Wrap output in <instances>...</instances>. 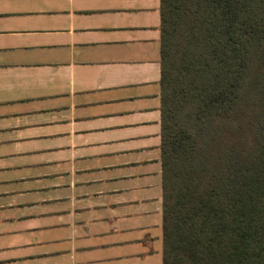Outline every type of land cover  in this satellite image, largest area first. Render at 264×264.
<instances>
[{
	"label": "crops",
	"instance_id": "1",
	"mask_svg": "<svg viewBox=\"0 0 264 264\" xmlns=\"http://www.w3.org/2000/svg\"><path fill=\"white\" fill-rule=\"evenodd\" d=\"M161 0H0V264H163Z\"/></svg>",
	"mask_w": 264,
	"mask_h": 264
},
{
	"label": "trees",
	"instance_id": "2",
	"mask_svg": "<svg viewBox=\"0 0 264 264\" xmlns=\"http://www.w3.org/2000/svg\"><path fill=\"white\" fill-rule=\"evenodd\" d=\"M163 264H264V0H161Z\"/></svg>",
	"mask_w": 264,
	"mask_h": 264
}]
</instances>
